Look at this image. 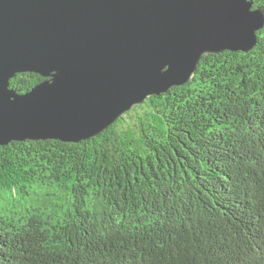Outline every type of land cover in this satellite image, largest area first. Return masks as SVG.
Here are the masks:
<instances>
[{
	"label": "trees",
	"instance_id": "1",
	"mask_svg": "<svg viewBox=\"0 0 264 264\" xmlns=\"http://www.w3.org/2000/svg\"><path fill=\"white\" fill-rule=\"evenodd\" d=\"M256 34L252 51L204 56L192 82L96 138L0 146V264H264ZM43 81L23 72L10 87Z\"/></svg>",
	"mask_w": 264,
	"mask_h": 264
},
{
	"label": "water",
	"instance_id": "2",
	"mask_svg": "<svg viewBox=\"0 0 264 264\" xmlns=\"http://www.w3.org/2000/svg\"><path fill=\"white\" fill-rule=\"evenodd\" d=\"M249 0H0V146L96 138L150 97L192 82L204 56L248 53ZM45 81L20 94L17 74Z\"/></svg>",
	"mask_w": 264,
	"mask_h": 264
},
{
	"label": "rangeland",
	"instance_id": "3",
	"mask_svg": "<svg viewBox=\"0 0 264 264\" xmlns=\"http://www.w3.org/2000/svg\"><path fill=\"white\" fill-rule=\"evenodd\" d=\"M150 98H152V97H150ZM143 113V110H140V111H137V112H133L131 115H129V116H127V120H128V122L130 123V124H132V125H134L135 123H136V121H137V117L140 115V114H142ZM126 116V115H125ZM54 190V188H51V190H45V192H43L42 193V195H41V197L43 198V199H45L46 197L44 196V194H46V193H48V192H50V191H53ZM33 199L34 200H36V197L35 196H33ZM31 200V202H29L28 203V205L32 208V205L35 203V201L34 200ZM9 202V201H8ZM38 204V203H37Z\"/></svg>",
	"mask_w": 264,
	"mask_h": 264
}]
</instances>
